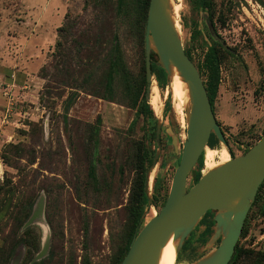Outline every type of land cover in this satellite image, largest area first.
I'll use <instances>...</instances> for the list:
<instances>
[{
  "label": "rangeland",
  "instance_id": "rangeland-1",
  "mask_svg": "<svg viewBox=\"0 0 264 264\" xmlns=\"http://www.w3.org/2000/svg\"><path fill=\"white\" fill-rule=\"evenodd\" d=\"M198 1L173 0L172 4L177 11L183 49L204 84L206 73L202 67L207 49L217 42L225 51L220 54L219 85L212 107L229 157L224 151L213 150L209 161L206 151L201 171L204 174L207 163L245 154L264 132V0H207L209 12ZM83 4V0H0V154L9 143H25L35 151L32 168L41 165L43 169L39 180L44 222L29 227L35 228L40 246L48 240L45 264H80L84 254L91 264H114L129 228V198L138 177L136 148H142L153 159L158 149L152 134L160 124L159 156L149 175L151 205L143 209L141 228L162 207L186 138L185 105L172 97L170 81L160 83L159 88L153 76L148 100L153 119H148L135 118L134 110L122 97L118 80L109 102L56 84L49 78L41 79L42 68L51 75L52 66L56 63L61 66L66 60L55 58V44L61 40L57 29L64 23L65 15L77 18L74 36L92 21L90 11H83ZM144 30L135 0H126L117 34L124 61L136 82L143 76ZM72 52L74 59L75 49ZM151 87L158 90L156 108L150 105ZM97 119L100 128L91 160L96 184L87 185L83 143L86 125H93ZM132 121L134 125L129 128ZM31 124L36 125L37 135L29 138L22 132H28ZM172 136L177 140L176 152ZM5 172L15 173L0 158V184ZM191 185L192 174L187 187ZM261 185L260 199L249 209L244 221L246 234L241 233L237 244L244 250L264 253V181ZM45 190L52 193L49 195ZM47 216L52 227L47 224ZM211 220V216L202 220L191 234L182 257L185 264L197 258L201 244L194 239ZM23 230L22 227L19 232ZM9 231L10 221L3 218L0 245ZM23 253L17 247L10 264H21ZM238 264L247 263L241 260Z\"/></svg>",
  "mask_w": 264,
  "mask_h": 264
},
{
  "label": "water",
  "instance_id": "water-1",
  "mask_svg": "<svg viewBox=\"0 0 264 264\" xmlns=\"http://www.w3.org/2000/svg\"><path fill=\"white\" fill-rule=\"evenodd\" d=\"M172 2L149 0L144 30L145 97L148 102L153 79V54L156 66L166 75V81L171 82L175 72L186 87L187 102L183 103L186 138L163 206L137 231L120 264H158L161 250L171 239L177 259L179 250L207 212H213L212 233L204 245L197 249L198 257L188 264H228L241 236L248 211L264 181V135L245 154L201 173L199 180L187 187L188 177L200 157L204 156L210 136L217 140V149L226 150L227 144L215 120L201 75L183 49L177 13L174 12ZM170 99L171 94L167 100ZM159 133L160 124H157L155 142L158 150L146 174L144 189L148 207L151 205L149 175L159 156ZM171 144L176 152V137H171ZM43 213L44 197L40 195L23 228L44 222ZM48 247L47 240L30 264L44 259Z\"/></svg>",
  "mask_w": 264,
  "mask_h": 264
},
{
  "label": "trees",
  "instance_id": "trees-1",
  "mask_svg": "<svg viewBox=\"0 0 264 264\" xmlns=\"http://www.w3.org/2000/svg\"><path fill=\"white\" fill-rule=\"evenodd\" d=\"M83 11H90L92 21L82 29L78 36H74L78 28L77 18H69L65 15V21L57 29L58 40L55 44V58H65L62 64L59 62L52 66L53 73L50 75L45 68L40 71L41 79L49 78L56 84L62 85L71 90L83 92L91 97L112 102L111 96L114 90L116 80L121 85V93L127 106L134 110L135 118L153 119L152 110L146 101V75L144 66H142L143 76L140 82L133 81L124 61L123 52L118 41L117 29L120 18L124 15L126 9V0H83ZM136 6L141 13L143 27L145 26L149 0H135ZM199 6L204 10L209 8L207 0H199ZM207 12L208 9H207ZM209 13V20H210ZM63 40V41H62ZM75 49L74 59L71 56ZM222 44L212 42L207 49L204 57L203 70L206 73L205 88L211 107L216 97L219 85V65L220 54L223 51ZM189 57L188 53H186ZM83 55V56H82ZM84 57V58H82ZM190 58V57H189ZM156 58L151 54V72L155 77L159 88L162 82L166 81L164 71L156 66ZM48 92V91H47ZM169 100L165 103L168 108ZM213 110V107H212ZM134 121L129 128H132ZM35 124H31L28 132H22L24 136L37 135ZM100 121L86 125V140L83 143V155L87 165V185L96 184V177L91 163L92 155L95 152L97 136L99 133ZM31 132V135H28ZM264 135V132L263 134ZM155 137V132L152 134ZM260 137L257 139V141ZM208 148L216 149L217 140L210 136L207 144ZM0 158L5 166L13 169L14 174L3 175V182L0 184V220L7 218L10 221V231L6 237L1 239L0 245V264H10L15 255L17 247L24 250L21 264H30L34 256L40 251V237L35 228L29 227L19 231L29 219L38 197L41 194L42 186L40 171L41 165L32 168L35 163V151L27 147L25 143H9L3 146ZM233 158V156H232ZM135 159L137 165V179L132 187V193L129 198V228L126 234L125 242L121 247L114 264H120L128 251V247L137 231L141 228V218L143 209L147 205V198L144 194L146 171L150 166L152 158H148L142 148H136ZM24 161V163H21ZM203 170V156L198 160L195 168L192 170V184H195L201 177ZM262 185L256 194V198L251 208L260 199ZM46 193H52L45 190ZM166 198L162 202V206ZM263 214H264V207ZM213 216V212H207L203 219ZM47 224L52 227L49 217H46ZM246 222V221H245ZM213 221L209 223L200 235L194 240L204 245L212 233ZM243 228L242 236L246 234ZM84 236H86L87 225L83 227ZM190 239V238H189ZM188 239V240H189ZM185 243V246L188 242ZM192 246V245H191ZM191 249H194L191 247ZM198 257V256H197ZM244 260L247 264H264V253L244 250L238 244L235 246L233 256L228 264H238ZM46 258L32 264H45ZM80 264H91L87 255L81 256Z\"/></svg>",
  "mask_w": 264,
  "mask_h": 264
},
{
  "label": "bare ground",
  "instance_id": "bare-ground-1",
  "mask_svg": "<svg viewBox=\"0 0 264 264\" xmlns=\"http://www.w3.org/2000/svg\"><path fill=\"white\" fill-rule=\"evenodd\" d=\"M174 12H175V14L177 13L176 7H174ZM177 27H178V25H177ZM170 89H171V92H172V97L175 100H177L179 104L187 102V90H186V87L180 81L179 77L177 76V74L175 72L173 73V77H172L171 82H170ZM158 104H159L158 90H157L156 87H151L150 105L153 108H156L158 106ZM177 108H179V107H177ZM181 113H183V112H181ZM213 150H215L216 152L224 151L227 154L226 150L223 149V148L222 149H217L216 148V149H212V150L207 148L205 150V152L207 151V159L209 161L213 158V155H214V151ZM227 156H228V154H227ZM228 157L224 156L222 158V161H219V163H207V165H205V167H207L208 170L213 169V168H215V167L227 162L228 160H230ZM158 264H178L176 262L174 242H173L172 239L161 250Z\"/></svg>",
  "mask_w": 264,
  "mask_h": 264
},
{
  "label": "flooded vegetation",
  "instance_id": "flooded-vegetation-1",
  "mask_svg": "<svg viewBox=\"0 0 264 264\" xmlns=\"http://www.w3.org/2000/svg\"><path fill=\"white\" fill-rule=\"evenodd\" d=\"M208 225H209V223L205 227H207ZM185 247L186 246H185V243H184L183 246H182V248L178 252V257H179L178 260H179V262L182 261L183 264H185V260L182 259V257L185 256Z\"/></svg>",
  "mask_w": 264,
  "mask_h": 264
}]
</instances>
